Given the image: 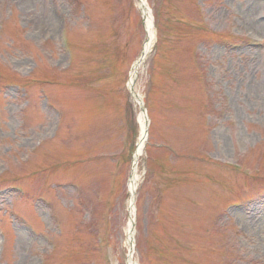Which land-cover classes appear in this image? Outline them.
Returning <instances> with one entry per match:
<instances>
[{
    "label": "rangeland",
    "instance_id": "rangeland-1",
    "mask_svg": "<svg viewBox=\"0 0 264 264\" xmlns=\"http://www.w3.org/2000/svg\"><path fill=\"white\" fill-rule=\"evenodd\" d=\"M148 3L134 260L264 264V0ZM145 28L137 0H0V264H128Z\"/></svg>",
    "mask_w": 264,
    "mask_h": 264
},
{
    "label": "bare ground",
    "instance_id": "bare-ground-1",
    "mask_svg": "<svg viewBox=\"0 0 264 264\" xmlns=\"http://www.w3.org/2000/svg\"><path fill=\"white\" fill-rule=\"evenodd\" d=\"M137 4H138V8L142 11L144 17L147 40L145 42L143 52L139 58V61L132 70L131 78L129 81V89L132 92V97L141 111L139 115L140 134L138 136L137 147L134 152L132 174L129 181L130 197L128 201V210L131 218L128 220L127 229H126V234H127L126 244L129 253L128 264H137L134 260V255H135L136 195L140 182L138 170H139V162L145 153V148L149 134V129H148L149 119L147 115V110L145 109L144 99L136 91L135 84H136V80L138 79L139 69L141 68L142 64H144V62L147 60L156 39L154 15L151 6L148 3V0H137ZM253 26H256L260 30H263L264 22L253 21Z\"/></svg>",
    "mask_w": 264,
    "mask_h": 264
}]
</instances>
